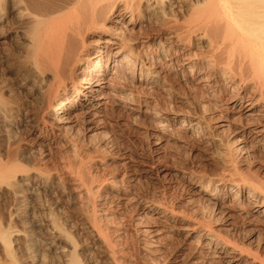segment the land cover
I'll list each match as a JSON object with an SVG mask.
<instances>
[{
  "label": "bare ground",
  "instance_id": "obj_1",
  "mask_svg": "<svg viewBox=\"0 0 264 264\" xmlns=\"http://www.w3.org/2000/svg\"><path fill=\"white\" fill-rule=\"evenodd\" d=\"M127 125L145 153L85 152ZM108 145L119 181L86 168ZM262 162L264 0H0V264H264Z\"/></svg>",
  "mask_w": 264,
  "mask_h": 264
},
{
  "label": "rangeland",
  "instance_id": "obj_2",
  "mask_svg": "<svg viewBox=\"0 0 264 264\" xmlns=\"http://www.w3.org/2000/svg\"><path fill=\"white\" fill-rule=\"evenodd\" d=\"M120 116V114H118ZM120 118V117H119ZM144 128L143 125L141 128H137L134 126H124L120 131H117V133H110V134H104L99 135L95 137V139L89 144V146L85 147V151L87 154L91 156L99 155L98 153L94 152L95 150H99V146L101 143L105 141H109L112 136L116 137L117 144L122 149L124 147L131 148L135 151V153H141L146 151L148 142L144 136ZM109 132V130H108ZM110 145V144H109ZM108 145V151L109 153L104 154V159L101 161L103 163L101 164H95V160H90V162L86 163L87 170L92 173L93 175L101 177L102 175H106L107 178H112L115 181H119L120 177L122 175V171L119 168V165L117 163H113L110 161V157L113 156L115 153L114 148L109 147ZM25 146V144H24ZM120 149V148H119ZM70 155V152H67L66 149H61L59 151H56L54 153H51V155L47 158H45V166L50 169L52 172H54L55 168H59L62 161H65L66 158ZM264 165V162L261 163ZM160 166L164 167H175L176 169L180 171H187L192 173H206L209 170H211V165L205 161L203 158H192L187 156L186 152H172V151H166L165 155L163 156ZM264 167H262L263 169ZM60 169V168H59ZM59 169L56 171L60 173ZM181 175V173H179ZM133 189L135 191H138L140 193H143L147 197H150L154 200L160 199L161 196L165 198L167 203H169L172 206H178V208L183 209L184 206H181L183 204V198L187 196V188L182 183L174 182L173 184L169 186H162L161 183L150 181L148 179H144L142 177L138 178L134 183H132ZM180 204V205H179ZM127 232V240L130 247V252L132 255H134V258L137 257V250L135 246V239L132 231L128 227V223L124 224ZM180 237L175 238L176 241H180Z\"/></svg>",
  "mask_w": 264,
  "mask_h": 264
}]
</instances>
